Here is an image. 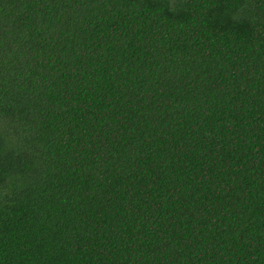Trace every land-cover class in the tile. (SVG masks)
<instances>
[{
  "label": "trees",
  "instance_id": "16d2710c",
  "mask_svg": "<svg viewBox=\"0 0 264 264\" xmlns=\"http://www.w3.org/2000/svg\"><path fill=\"white\" fill-rule=\"evenodd\" d=\"M0 264H264V0H0Z\"/></svg>",
  "mask_w": 264,
  "mask_h": 264
}]
</instances>
